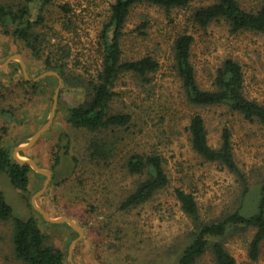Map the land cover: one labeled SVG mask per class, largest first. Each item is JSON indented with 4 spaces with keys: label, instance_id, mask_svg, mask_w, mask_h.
<instances>
[{
    "label": "rangeland",
    "instance_id": "obj_1",
    "mask_svg": "<svg viewBox=\"0 0 264 264\" xmlns=\"http://www.w3.org/2000/svg\"><path fill=\"white\" fill-rule=\"evenodd\" d=\"M215 1L191 0L185 7L169 9L144 2L131 9L121 41L122 57L152 55L160 67L149 74L147 82L130 73L117 80L112 110L131 114L132 122L119 134L122 141L109 162L90 159L88 146L94 135L71 126L67 110L88 99L87 84L96 77L101 63L98 39L114 0H54L45 9L46 28L41 30L49 32L52 43L71 47L68 81L57 71L45 69L42 60L0 27L3 144L10 147L15 160L29 158L51 171L49 177L29 164L27 191L16 188L9 175L0 172V189L14 216L37 219L49 243L64 251L67 264H174L194 228L176 198L177 188L194 194L205 221L239 207L246 212L255 209V195L264 179V126L226 104L190 105L175 69V39L190 33L194 37L191 59L202 88H213L217 68L233 58L243 66L246 96L264 104V34L254 30L234 33L224 19L206 28L195 24L194 11ZM240 2L253 9L264 0ZM66 3L75 22L70 32L63 26L66 13L60 8ZM79 77L81 84L76 82ZM196 112L205 119L212 147L220 146L224 127L230 130L236 162L251 187L247 196L243 197L234 173L222 164L206 161L193 149L188 125ZM41 129L32 146L17 148L28 146ZM136 152L161 154L169 183L147 202L122 210L121 201L139 179L125 167L127 158ZM55 155L60 158L58 164ZM13 230V220H0V264H23L14 254ZM254 232L252 227L241 228L222 240L235 264H264V243L258 259L250 257ZM196 264H216L212 251Z\"/></svg>",
    "mask_w": 264,
    "mask_h": 264
},
{
    "label": "trees",
    "instance_id": "obj_2",
    "mask_svg": "<svg viewBox=\"0 0 264 264\" xmlns=\"http://www.w3.org/2000/svg\"><path fill=\"white\" fill-rule=\"evenodd\" d=\"M191 0H114L109 20L104 24L98 41L100 67L94 79L89 80V96L83 103L69 107L67 122L75 128H84L93 133L88 151L92 161L109 162L116 153L117 145L122 141V133L132 122L127 112H114L112 102L118 95L115 91L117 80L122 74H134L148 81L149 74L159 69L160 63L152 55L140 58L124 59L121 41L125 35V24L131 9L139 3H151L164 8L185 7ZM54 0H20L10 3L0 0V27L5 35L21 41L38 59L45 69L57 71L65 81L71 47L61 43H52L46 28L45 9ZM66 13L63 26L70 32L75 22L70 18L72 8L61 4ZM36 9V11H35ZM36 12V13H35ZM194 23L206 28L213 21L224 19L232 32L254 30L264 34V2L253 9H246L240 0H217L212 4L197 8L192 14ZM194 37L190 33L180 34L174 42L175 69L184 88L188 103L192 106L209 107L228 105L233 111L241 113L249 121H258L264 126V104L249 99L244 92L245 75L242 64L233 58H227L217 68L213 77V88H202L192 62ZM82 77L76 78L77 84ZM33 88L36 90V86ZM193 149L206 161L222 164L237 176L243 188V197L251 192L248 178L236 162L231 132L227 127L222 131L219 147H212L208 140V131L203 115L194 113L188 125ZM6 128H0V172H6L12 185L22 191L29 187L31 166L15 160L11 149L3 144ZM55 155V163H59ZM127 171L138 176L135 188L121 201L119 209L128 210L150 200L159 190L169 183L161 154L133 153L125 162ZM176 198L182 210L192 219L194 228L191 239L185 245L174 264H196L208 251H212L216 264H235L236 260L223 244V239L232 231L254 228L250 243V257L257 260L264 243V179L255 195V209L242 211L241 207L223 217L205 221L201 219L198 202L192 192L177 188ZM0 220H13L12 236L14 254L23 264H67L62 249L49 243L37 219L29 216L22 219L14 216L12 206L7 202L0 189Z\"/></svg>",
    "mask_w": 264,
    "mask_h": 264
},
{
    "label": "water",
    "instance_id": "obj_3",
    "mask_svg": "<svg viewBox=\"0 0 264 264\" xmlns=\"http://www.w3.org/2000/svg\"><path fill=\"white\" fill-rule=\"evenodd\" d=\"M50 72L56 74V72H53V71H50ZM57 75H58V74H57ZM56 104H57V96H55V104H54V108H53V111H52V116H53V114H54V112H55V106H56ZM52 116H51V119H52ZM51 119H50V121H51ZM49 123H50V122H49ZM44 129H45V128H44ZM44 129H41V130H39V131L36 133V135H35L34 138L31 140V142L28 144V146H19V147H17V148H18V149H23V148H26V147H30V146H32V145L36 142L38 136L42 133V131H43ZM18 161L26 162V163L30 164L32 167H34L35 169H37V170H39V171H41V172H43V173L48 174L49 177L51 176V171H50V170H43V169L39 168V167L37 166V164L35 163V161H33V160L29 159V158H25V159H20V158H18Z\"/></svg>",
    "mask_w": 264,
    "mask_h": 264
}]
</instances>
